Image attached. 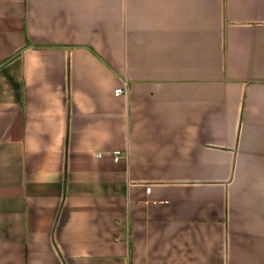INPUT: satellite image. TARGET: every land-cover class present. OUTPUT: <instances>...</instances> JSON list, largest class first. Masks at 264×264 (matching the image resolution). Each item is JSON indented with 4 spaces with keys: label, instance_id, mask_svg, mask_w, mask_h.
<instances>
[{
    "label": "crops",
    "instance_id": "1",
    "mask_svg": "<svg viewBox=\"0 0 264 264\" xmlns=\"http://www.w3.org/2000/svg\"><path fill=\"white\" fill-rule=\"evenodd\" d=\"M0 264H264V0H0Z\"/></svg>",
    "mask_w": 264,
    "mask_h": 264
},
{
    "label": "built area",
    "instance_id": "2",
    "mask_svg": "<svg viewBox=\"0 0 264 264\" xmlns=\"http://www.w3.org/2000/svg\"><path fill=\"white\" fill-rule=\"evenodd\" d=\"M116 94H121V90H120V89L116 90ZM114 155H115L114 160H115L116 162H118V160H119V158H120V155H121V152H120V151H115V152H114Z\"/></svg>",
    "mask_w": 264,
    "mask_h": 264
},
{
    "label": "trees",
    "instance_id": "3",
    "mask_svg": "<svg viewBox=\"0 0 264 264\" xmlns=\"http://www.w3.org/2000/svg\"><path fill=\"white\" fill-rule=\"evenodd\" d=\"M67 181H65V183H66Z\"/></svg>",
    "mask_w": 264,
    "mask_h": 264
}]
</instances>
